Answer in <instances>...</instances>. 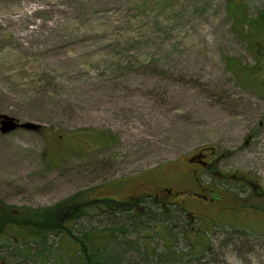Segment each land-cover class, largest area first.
<instances>
[{"label": "rangeland", "instance_id": "1", "mask_svg": "<svg viewBox=\"0 0 264 264\" xmlns=\"http://www.w3.org/2000/svg\"><path fill=\"white\" fill-rule=\"evenodd\" d=\"M233 62L259 69L247 79ZM0 113L44 127L0 134V211L23 220L11 230L0 220V264H73L68 230L23 250L26 213L122 200L138 177L182 168L200 147L264 188V0H0ZM145 202L144 218L102 204L63 221L74 238L104 231L125 241L111 246H147L128 264H264L263 226L221 231ZM162 237L179 256L169 263Z\"/></svg>", "mask_w": 264, "mask_h": 264}, {"label": "flooded vegetation", "instance_id": "2", "mask_svg": "<svg viewBox=\"0 0 264 264\" xmlns=\"http://www.w3.org/2000/svg\"><path fill=\"white\" fill-rule=\"evenodd\" d=\"M222 157L215 147H200L182 168L176 165L163 173L155 167L138 177L135 192L128 193L124 199L99 200L117 202L122 209L130 210L127 214L135 213V200H150L154 206L184 211L183 218L188 216L221 231L228 227L233 233L250 231L257 225L264 227V188L244 172H222L219 169ZM149 175L164 177L165 182L152 184L147 180Z\"/></svg>", "mask_w": 264, "mask_h": 264}, {"label": "trees", "instance_id": "3", "mask_svg": "<svg viewBox=\"0 0 264 264\" xmlns=\"http://www.w3.org/2000/svg\"><path fill=\"white\" fill-rule=\"evenodd\" d=\"M262 17H259L258 19L254 20L253 22H259V20ZM259 24V23H258ZM231 68L233 72L235 73H240L242 72L244 75V78H247L250 76V74H252L254 71L258 70L259 67H257V65L252 66L250 68H247L245 70V66H242L240 63H235L233 62L231 65ZM253 80H255L253 78ZM252 81V80H251ZM146 200H135L134 201V207H135V213L133 214H127V208H123L120 207V204L117 202H114L112 200L110 201H102L101 200H96V201H88V202H80V201H76L75 198H72V200H67L66 202H63L61 204L55 205L54 208L49 209L50 211L48 212H39L36 210H31V214L30 213H26L25 216H28V221L30 222V224L27 225V229L23 230L21 232V235L23 237V240H25L23 242V247L27 248V249H23L24 251L27 252L28 249H31V246L36 243V244H43L44 246L46 244V238H47V233L45 232L46 230L50 229L52 231H56V230H65L68 232L67 233H63L61 232L63 235H70V238L65 239V243L66 246H64V248L66 250H69L68 252H66L68 255H71V257H73L75 254L77 253L79 254V259L77 257V259H73L72 262L73 264H128V262L130 263V259L129 258L132 253L134 252H138L141 248L144 247V250H146L145 245H141L138 247V251H136L135 249H126V248H122V246H111L112 243L117 244V245H121L123 243H125V241H123V243L116 241V239L114 237L111 236V234L107 235L106 232L101 231L98 233H87V234H82L81 236L78 237H73V234L70 231V223H68L69 221H63L66 214L69 213L70 208H75L77 209V207H82L84 208V211L87 209L88 206H94L98 212H102V209L106 207L107 210H105L106 213L111 212L112 210L117 209V212L119 213H124L130 216V218L134 217V218H144V216L147 214L145 212L144 215L140 216V210L143 207L142 210H144V208H151V206L149 204H147L145 202ZM103 205V208H101L100 205ZM155 207V206H154ZM156 211H154L155 213H161L163 211H167L168 209L170 210L169 207L167 208H161L156 206ZM177 212H179V215L181 216V214H184L185 212L182 210H177L175 209ZM116 211V210H115ZM133 212V210H131ZM0 220H4L7 224V226L9 227V229H21L22 227L17 223V222H22L20 221L21 218H18L17 216H14L13 214L10 213L7 214L5 212L0 211ZM87 212V210H86ZM85 213V212H84ZM185 215V214H184ZM63 218V219H62ZM69 220V219H68ZM44 222H48L51 227L47 226V224L45 223L44 226H41L44 224ZM63 222V223H62ZM187 224V222H186ZM16 226V227H15ZM187 229V228H186ZM7 230V229H6ZM167 230V229H166ZM198 230V228H197ZM64 231V232H65ZM168 231V230H167ZM170 231V230H169ZM7 232V231H5ZM162 232L161 229H159L158 233ZM188 231L185 232L184 237L188 236L187 233ZM206 232V231H205ZM205 232L201 231V232H196V235L194 234V237L196 238L195 244L196 245H202V243L205 241L204 239V235L206 234ZM144 233L143 229H140L137 232V237L136 238H141V234ZM187 233V234H186ZM188 238V237H187ZM162 239V244L164 246V253L159 254L157 253V256H159V260L163 261L165 263H169L175 259H177L179 256L178 254L175 252V246L173 243H170L169 239H164L163 237ZM190 239V238H189ZM164 241V242H163ZM132 242H129L127 245L131 244ZM139 245V243H138ZM79 247L78 250H73L76 247ZM49 247V246H48ZM52 250L54 249H58V247L56 246V248L51 247ZM122 248V249H121ZM73 250V252H72ZM22 251V250H20ZM23 251V252H24ZM21 256H23L24 254H20ZM127 256V258H125ZM40 258V259H39ZM38 260L36 261V264H42V260L43 258L39 256Z\"/></svg>", "mask_w": 264, "mask_h": 264}, {"label": "water", "instance_id": "4", "mask_svg": "<svg viewBox=\"0 0 264 264\" xmlns=\"http://www.w3.org/2000/svg\"><path fill=\"white\" fill-rule=\"evenodd\" d=\"M44 127L33 122H20L9 115L0 113V134L7 135L9 133L18 132V130L26 132L40 133Z\"/></svg>", "mask_w": 264, "mask_h": 264}]
</instances>
